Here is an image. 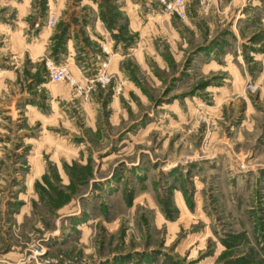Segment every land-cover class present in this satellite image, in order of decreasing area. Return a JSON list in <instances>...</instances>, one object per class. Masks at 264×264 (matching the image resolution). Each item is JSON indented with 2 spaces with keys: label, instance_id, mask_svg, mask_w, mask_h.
I'll list each match as a JSON object with an SVG mask.
<instances>
[{
  "label": "rangeland",
  "instance_id": "rangeland-1",
  "mask_svg": "<svg viewBox=\"0 0 264 264\" xmlns=\"http://www.w3.org/2000/svg\"><path fill=\"white\" fill-rule=\"evenodd\" d=\"M187 3L0 0V264H264V0Z\"/></svg>",
  "mask_w": 264,
  "mask_h": 264
},
{
  "label": "crops",
  "instance_id": "crops-1",
  "mask_svg": "<svg viewBox=\"0 0 264 264\" xmlns=\"http://www.w3.org/2000/svg\"><path fill=\"white\" fill-rule=\"evenodd\" d=\"M77 26L78 25H75V27H73V25L69 26V36L66 37V39L64 40V43L62 44V46H63L62 49L59 50V53L57 54L58 63L66 64L68 67L70 66L69 64H72L76 68V70L79 74V75H77V77H82V75H80L81 71L74 65L73 60H74V58H77L76 55H78V54H80L79 56H84V55L89 56L91 54V56H92L91 59L94 61V64L98 65V64H100L101 61H104V62H106V71L110 72L111 71V65H112V68L115 67V65H117V62L119 61L120 57L122 56L119 54V51L121 53L123 51L118 49V46L114 47L115 40L111 39V37L109 36L108 30L104 27L102 22H100L98 19L95 20V22H93L92 26H90V27L86 26L85 29L86 28L90 29V33L91 34L93 33L94 34L93 36L96 38H94L95 41L92 40L89 36L87 38V42H88V39L92 40L94 42V43H89V44H91L90 52H92V53L89 54V53H86L85 51H81V53H79V50H81V49L84 50V48L81 47L82 45L77 44V43H76V45H73V42L75 43V41L72 40L73 32H71L72 29L77 28ZM102 45H104L106 47L107 52L102 50V48H101ZM87 49H89V48H87ZM82 71H84V73H85V70L82 69ZM79 81H81V80H79ZM81 103H84V102H81Z\"/></svg>",
  "mask_w": 264,
  "mask_h": 264
},
{
  "label": "built area",
  "instance_id": "built-area-1",
  "mask_svg": "<svg viewBox=\"0 0 264 264\" xmlns=\"http://www.w3.org/2000/svg\"><path fill=\"white\" fill-rule=\"evenodd\" d=\"M204 0H198V3H202ZM158 6L161 8L164 14L167 16H173L178 20H184L186 18L187 12V0H157ZM55 17L49 15L47 18L46 26H52ZM102 50L107 52L104 45L101 46ZM100 69L95 71L85 84H77L73 79H71L70 68L66 64H53L50 62L46 63V79L51 83H56L59 81L67 80L70 84H73L78 95L87 100L88 93L92 87L91 83L98 82L101 86L108 83L111 76L106 72V63L102 62L99 65Z\"/></svg>",
  "mask_w": 264,
  "mask_h": 264
},
{
  "label": "trees",
  "instance_id": "trees-1",
  "mask_svg": "<svg viewBox=\"0 0 264 264\" xmlns=\"http://www.w3.org/2000/svg\"><path fill=\"white\" fill-rule=\"evenodd\" d=\"M63 40H64V38L62 39L61 45L63 44Z\"/></svg>",
  "mask_w": 264,
  "mask_h": 264
}]
</instances>
